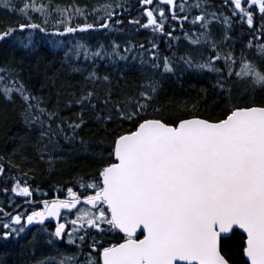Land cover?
Wrapping results in <instances>:
<instances>
[{
	"label": "snow or ice",
	"instance_id": "1",
	"mask_svg": "<svg viewBox=\"0 0 264 264\" xmlns=\"http://www.w3.org/2000/svg\"><path fill=\"white\" fill-rule=\"evenodd\" d=\"M138 4L147 23L132 18L129 24L151 28L154 33L172 39L173 32L164 31L170 13L181 29L185 21L198 25L201 31L189 43L210 48L214 59L195 62L191 53L161 57L154 38L149 47L139 44L138 48L144 49L139 54H134L137 45L130 40L123 48L114 40L109 45L97 43L94 47L76 41L64 48V60L72 72L83 75L84 83L79 95L72 93V98L63 104L64 109L75 110L63 116L59 92L49 110L42 106V97L33 95L25 86L19 69L0 67V96L7 101L18 96L24 104L21 117L30 135L21 138L24 142L19 148H24L25 142L30 143L36 156L49 164L56 158L54 154L64 150L61 141L73 146V150L79 143L87 152L90 145L80 135L89 126L87 113L105 132L111 124H131L130 130L111 132L110 160L91 181L80 178L83 193L68 188V199L44 200L43 209L33 210L26 218L5 213L10 215V223H3L7 231L0 234V240L19 238L28 226H42L40 232L45 234V242L58 256H49L36 264H233L232 241L239 234L240 255L246 258L241 264H264V102L237 103L233 99L236 82L232 79L235 76L245 81L248 85L245 91H264V70L253 62H245L241 50L240 70L233 71L237 58L230 34L232 18H236L240 23L246 22L255 39H264V0H223L224 7L232 6L230 17L212 10L210 0H197L192 5L187 0H156L154 8L146 7L153 5L154 0H138ZM0 8L19 12L28 21L19 23L18 28L0 30V42L11 39L14 42L11 46L25 50H34L32 36L17 41L14 36L17 31L23 33L27 29L60 37L77 32H117L122 31L117 26L124 21L116 8L131 15L125 0H119L115 6L111 2L94 5L91 10L78 5L37 7L35 0H25L18 8L13 0H0ZM193 9H198L199 14L189 21L188 13ZM29 10L40 13L43 23L33 22ZM257 12L258 28L254 22ZM53 13L58 30L49 34L43 25L54 18ZM90 15L93 22L88 23ZM74 16L84 17L85 23L72 26ZM214 22L225 26L219 35L213 34L210 27ZM52 43L58 49L64 46V41ZM221 46L228 51L221 54ZM246 47H254L252 40ZM256 54L264 59V44L256 46ZM130 59H139L140 70L153 74L161 69L163 73L176 74L184 70L181 65L215 73L214 87L218 91L213 99L222 103L223 114L216 119L193 116L171 123L142 118L158 95L160 82L151 79L142 83L135 94L120 98L113 94L112 77L97 71V61L112 64L124 61L127 65ZM81 61L89 63L90 68H85ZM123 79L121 74L120 81ZM8 163L16 167L11 161ZM4 173L5 167L0 164V175ZM88 189L92 194H88ZM12 192L32 195L19 182ZM81 203L83 206L77 208ZM74 209L75 218L65 215L61 222V210L72 213ZM3 212L0 208V213ZM49 220L56 221L53 231L46 226ZM109 232L123 234L122 242L105 246L102 239L96 238ZM60 244L75 251L69 254L58 247ZM85 245L90 251H84Z\"/></svg>",
	"mask_w": 264,
	"mask_h": 264
},
{
	"label": "trees",
	"instance_id": "2",
	"mask_svg": "<svg viewBox=\"0 0 264 264\" xmlns=\"http://www.w3.org/2000/svg\"><path fill=\"white\" fill-rule=\"evenodd\" d=\"M25 0H13V3L19 8L23 6ZM36 6L41 5L52 8L55 5L68 7L70 5H78L87 7L89 10L94 5H100L105 2H111L115 6L119 0H35ZM127 7L131 9L129 12L123 9L116 8V13L119 18L123 19V24L117 27L122 31L108 32L89 31L86 33L77 32L68 34L64 37L46 35L38 31L32 32L25 30L23 33L17 31L14 36L18 40H26L31 34L34 50H25L19 47L11 46L14 42L9 39L8 42H0V67H14L20 70V79L25 86L35 96L42 97L44 104L51 110L57 100L59 92V101L61 104V115H69L71 111L63 108L66 100L72 98L71 94L79 95L80 88L83 86V75L71 71V66L64 60V48L71 46L76 41L87 43L90 46H95L97 43L109 45L114 40L121 45V48L127 41H131L137 45V52L134 54L144 53V49H139V44L143 43L149 47V41L153 38L158 44V54L163 56L185 55L191 53L195 62L204 63L209 59H214V55L210 48L205 46H197L189 43V39H194L201 31L197 26H193L190 22H183V29L178 21L171 19V14L167 13L168 19L165 22V33L173 32V37L154 33L151 28H142L140 25L129 24L128 20L138 18L141 24L147 23L146 16L143 15L138 0H125ZM183 2V0H178ZM197 0H187L188 5L195 4ZM213 5L212 10L222 11L225 16H231V6H223V0H210ZM148 8L156 7L154 2ZM162 7V6H160ZM178 11V9H177ZM123 12V15L119 14ZM102 14V13H98ZM199 14L198 9H193L189 15V21L193 15ZM29 15L35 23H43L44 17L37 12L29 10ZM158 16V13H156ZM180 15H184L181 13ZM52 19H49L46 25L48 33H54L58 30L53 13ZM87 22H93V17L90 15ZM256 27H259V15L254 18ZM19 23H28V21L19 14L13 13L6 9L0 8V30L7 27H17ZM72 26L84 24L85 19L82 16H74ZM62 27V26H61ZM213 34L219 35L225 28L219 22H214L212 26ZM175 29V31H173ZM186 34L188 38L186 39ZM230 34L235 42V54L237 64L233 71L240 70V52L245 53V62H253L257 64L260 70H264V59H261L256 54V46L264 44V39H255L254 34L248 28L246 22L240 23L236 18H232V27ZM178 37L179 39H175ZM252 40L254 47L248 49L247 42ZM53 41H64L62 48H55ZM233 41H229L232 43ZM169 43L171 49H169ZM221 54L228 51L227 47L221 46ZM145 55H147L145 53ZM75 63V62H73ZM85 68H90V64L81 61ZM222 63V62H217ZM184 68L182 72L176 74L163 73L162 69L153 74L151 71H141L139 59L127 62L118 61L112 64L108 61H97V71L103 75L105 73L112 77L113 94L123 98L129 94H135L142 83L147 84L151 79L160 82V90L154 98L151 107L146 115L142 118H158L168 122H176L181 118H191L193 116L216 119L223 114L222 103L214 101L217 89L214 87L216 74L206 70H196L194 68ZM123 74V81H120V76ZM236 82V88L233 92V99L237 103H256L264 102V91L259 89L254 92L251 90L245 91L248 85L245 81L239 80L235 76L232 78ZM119 81V83H118ZM254 98V99H253ZM24 110V104L18 96H14L13 101H7L0 96V164L5 167V173L0 175V208L5 212L12 211L14 207L15 195L12 188L19 182L21 187L27 186L33 190L36 196L46 198L53 196L55 193H65L68 188L74 191L83 193L84 189L80 188L78 181L84 178L91 181L98 176L99 170L110 160L109 151L111 149V132H123L131 129V124L128 122L115 123L109 125L107 132L98 126L92 120V114L87 113L85 119L89 120V126L86 127L80 135L84 141L88 142L90 147L87 152L81 149L79 143L73 146L63 144L64 150L54 154L55 159L49 164L46 160H40L30 143L25 142L24 148H19L22 141L21 138H26L30 135L25 127L21 113ZM14 150L16 153L14 154ZM16 165L12 167L8 162ZM7 189V191H5ZM88 189L87 191H89ZM239 233V232H238ZM95 235V233H93ZM98 240L102 239L105 246L117 243L122 239L119 233L109 232L103 236H96ZM18 238L10 237L7 241L0 240V264H36L37 261L46 259L49 256L56 257L58 253L51 251L49 245L45 242V235L42 232L34 235H26L20 241ZM9 241V242H8ZM91 243V240H89ZM242 243L240 235L233 238L231 260L233 264H241L244 260L240 255L239 246ZM64 250V249H62ZM66 251V250H65ZM75 251V250H72ZM69 252V254L72 252ZM84 251L90 249L87 245L84 246ZM84 259L83 256L80 257Z\"/></svg>",
	"mask_w": 264,
	"mask_h": 264
},
{
	"label": "flooded vegetation",
	"instance_id": "3",
	"mask_svg": "<svg viewBox=\"0 0 264 264\" xmlns=\"http://www.w3.org/2000/svg\"><path fill=\"white\" fill-rule=\"evenodd\" d=\"M154 2L156 3V0H154ZM160 6L164 7L163 5H160ZM245 7H246V5H245ZM257 14L259 15L258 12H257ZM29 190L31 191L32 195L31 196H27V197L26 196H20V195H17L16 193H14V195H15L14 203L15 204H14V207H13L12 211H10V212H5L4 211L3 213H0V234H2L4 231H7L6 229L3 228V223H6L5 219H3V217L5 216V213H8L10 215L21 214L22 217L26 218V216L28 214H30L33 210H35V211L42 210L43 209L42 201H44V200H48L49 202H51L54 199H68L67 191H65V193L63 192V194L62 193H60V194L59 193H55L53 196H49V197H46V198L39 199L36 196V194L33 192L32 189L29 188ZM77 193L80 194L79 192H77ZM88 194H92V190L91 189L88 191ZM82 206L83 205L81 203V205H78L77 208H80ZM75 211L76 210L74 209L72 213H67V210H61V217H62L61 222H64L63 221V217L65 215H67L69 219H74L75 218V214H74ZM55 223H56L55 220L46 221V226H47L49 231H53L54 230ZM16 227H18V226H16ZM41 227L42 226L35 225V224L27 227L25 229L24 233H22L17 240L20 241L26 235H34L35 233L36 234L39 233ZM70 229H71V225L69 224L68 225V230H70ZM119 242H122V239ZM58 247L61 248V249L66 250V251L75 250V249H70L69 246H66L64 244H60V245H58ZM49 248H50L51 251H54L51 246H49Z\"/></svg>",
	"mask_w": 264,
	"mask_h": 264
},
{
	"label": "rangeland",
	"instance_id": "4",
	"mask_svg": "<svg viewBox=\"0 0 264 264\" xmlns=\"http://www.w3.org/2000/svg\"><path fill=\"white\" fill-rule=\"evenodd\" d=\"M3 219H5L6 223H10V215H5Z\"/></svg>",
	"mask_w": 264,
	"mask_h": 264
},
{
	"label": "water",
	"instance_id": "5",
	"mask_svg": "<svg viewBox=\"0 0 264 264\" xmlns=\"http://www.w3.org/2000/svg\"><path fill=\"white\" fill-rule=\"evenodd\" d=\"M29 227V226H28ZM239 232V230H237ZM123 235V234H121ZM137 235L140 237V238H143L142 236H140V233L138 232ZM243 259L245 260L246 258L243 257Z\"/></svg>",
	"mask_w": 264,
	"mask_h": 264
},
{
	"label": "bare ground",
	"instance_id": "6",
	"mask_svg": "<svg viewBox=\"0 0 264 264\" xmlns=\"http://www.w3.org/2000/svg\"><path fill=\"white\" fill-rule=\"evenodd\" d=\"M9 242V241H8Z\"/></svg>",
	"mask_w": 264,
	"mask_h": 264
}]
</instances>
